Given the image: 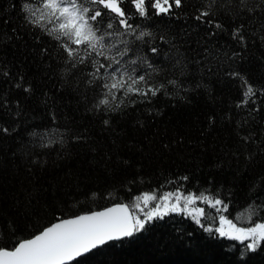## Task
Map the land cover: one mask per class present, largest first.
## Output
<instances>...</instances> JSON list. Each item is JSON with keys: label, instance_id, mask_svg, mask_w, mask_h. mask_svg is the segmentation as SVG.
Wrapping results in <instances>:
<instances>
[{"label": "trees", "instance_id": "trees-1", "mask_svg": "<svg viewBox=\"0 0 264 264\" xmlns=\"http://www.w3.org/2000/svg\"><path fill=\"white\" fill-rule=\"evenodd\" d=\"M23 2L0 0V246L11 248L58 220L180 185L185 193L219 190L234 222L250 204L264 205V0H247L255 11L239 15L237 0H216L223 5L214 17L222 30L194 19L202 0H183L171 16L134 19L155 36L150 43L158 53L145 54L161 69L155 82L167 94L150 102L130 96L114 112L94 109L99 90L87 83L90 68L68 72L58 42L24 19ZM240 25L244 45L231 36ZM233 71L257 89L255 103L236 106L244 89L228 75ZM170 79L189 90L177 93ZM249 133L245 143L241 137ZM52 138L63 143L41 146ZM197 206L219 226L214 210ZM259 218L264 207L253 217ZM241 248L170 214L70 264H241ZM245 260L264 264V247Z\"/></svg>", "mask_w": 264, "mask_h": 264}, {"label": "snow or ice", "instance_id": "snow-or-ice-1", "mask_svg": "<svg viewBox=\"0 0 264 264\" xmlns=\"http://www.w3.org/2000/svg\"><path fill=\"white\" fill-rule=\"evenodd\" d=\"M237 2L238 15L255 11L247 5V0ZM183 7V0H27L21 4V12L29 25L39 28L58 42L68 72L81 66L90 68L87 83L94 91L99 90L94 109L114 112L121 109L125 98L130 96L142 97L150 102L151 97H156L162 91L167 94L165 85L155 82L161 69L145 54L147 51L158 53V48L150 43L155 36L146 27L132 21L136 18L149 19L152 15L171 16L174 9ZM222 7L216 0H202V6L197 8L198 14L194 19L200 24L207 23L222 30L223 25L214 19L217 9ZM242 29L243 25L234 28L231 36L234 41L244 45ZM209 34L214 36L217 33ZM160 40L165 41V37L160 36ZM205 53L206 56L211 55L209 49H205ZM238 55L234 52L232 57ZM225 57L232 58L226 54ZM175 66L179 67L180 75L183 76L186 67L183 62L178 59ZM3 75L7 76L8 73L4 72ZM228 75L239 77L244 89L243 98L236 106L240 108L249 104V101L255 103L252 98L256 96L257 89L247 78L235 71ZM167 83L177 93L189 90L177 79H170ZM16 87H22V83H17ZM23 90L31 91L30 87H24ZM259 91L264 94V89ZM135 103L137 101H131V104ZM104 124L108 125L109 120L105 119ZM251 137L249 133L241 139L247 143ZM55 142L63 143L52 138L41 146L50 147ZM178 179L187 181L189 178L183 176ZM198 202L215 211L218 227L211 226L216 216L206 211L205 207L197 206ZM260 207L264 205L250 204L235 217L234 222L225 215L230 212V206L221 198L219 190L214 193L207 189L185 193L183 185H180L160 195L143 192L135 196L131 203H117L102 211L62 219L31 238L16 241L11 248L0 246V264H70L109 242L132 238L145 231L148 225L170 214L191 219L210 235L239 242L242 246L241 264H246V253H256L264 247V218L253 219L259 217ZM245 218L250 222L248 226L243 224Z\"/></svg>", "mask_w": 264, "mask_h": 264}, {"label": "water", "instance_id": "water-1", "mask_svg": "<svg viewBox=\"0 0 264 264\" xmlns=\"http://www.w3.org/2000/svg\"><path fill=\"white\" fill-rule=\"evenodd\" d=\"M115 205V204H114ZM113 205H110V206H108V207H112ZM103 209H101V210H97V211H102ZM90 213V212H89ZM84 214H88V213H84ZM80 215H83V214H80ZM70 218H73V217H70ZM64 219H68V218H64ZM62 220V219H61ZM60 220H58V221H56V222H54V223H58ZM54 223H52V224H54ZM50 226V225H49ZM48 227V226H47Z\"/></svg>", "mask_w": 264, "mask_h": 264}]
</instances>
